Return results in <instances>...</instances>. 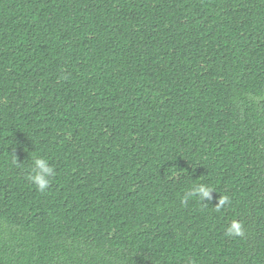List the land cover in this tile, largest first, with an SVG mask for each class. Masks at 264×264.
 Returning <instances> with one entry per match:
<instances>
[{
    "label": "trees",
    "instance_id": "16d2710c",
    "mask_svg": "<svg viewBox=\"0 0 264 264\" xmlns=\"http://www.w3.org/2000/svg\"><path fill=\"white\" fill-rule=\"evenodd\" d=\"M0 264H264V0H0Z\"/></svg>",
    "mask_w": 264,
    "mask_h": 264
},
{
    "label": "clouds",
    "instance_id": "9594fccd",
    "mask_svg": "<svg viewBox=\"0 0 264 264\" xmlns=\"http://www.w3.org/2000/svg\"><path fill=\"white\" fill-rule=\"evenodd\" d=\"M17 163V160H14ZM55 168L50 165L49 161L42 156H34L31 161V169L27 176V180L35 186V189L41 193L46 192L51 185L52 178L55 176ZM216 190L208 184L200 183L189 191H187L182 200V204H186L190 198L195 197L199 203L204 206H209L213 200V193ZM207 202V203H206ZM230 199L227 196H219L215 205L212 206L216 211H220L226 205L230 204ZM244 225L240 221H232L226 230V235L243 236Z\"/></svg>",
    "mask_w": 264,
    "mask_h": 264
}]
</instances>
